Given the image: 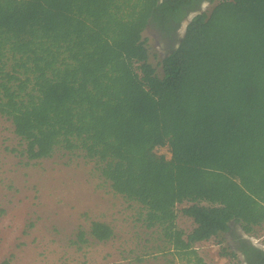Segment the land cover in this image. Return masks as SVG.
<instances>
[{
    "label": "trees",
    "instance_id": "16d2710c",
    "mask_svg": "<svg viewBox=\"0 0 264 264\" xmlns=\"http://www.w3.org/2000/svg\"><path fill=\"white\" fill-rule=\"evenodd\" d=\"M170 3L0 0V117L19 141L12 153L92 162L174 256L206 264L197 244L231 223L245 235L264 225V0H220L194 16L158 75L142 32L151 19L169 32L165 18L179 20L185 2ZM88 234L114 235L99 221ZM255 254L264 264V250L243 251L249 264Z\"/></svg>",
    "mask_w": 264,
    "mask_h": 264
},
{
    "label": "rangeland",
    "instance_id": "374dc122",
    "mask_svg": "<svg viewBox=\"0 0 264 264\" xmlns=\"http://www.w3.org/2000/svg\"><path fill=\"white\" fill-rule=\"evenodd\" d=\"M218 1L213 0L202 13ZM142 38L149 49V63L161 75L160 61L178 43L167 48L166 42L149 39L145 29ZM18 143L10 122L0 117V262L12 256L9 264H188L168 250L157 229L142 226L139 206L115 195L92 162L63 151L30 162L10 151L19 150ZM159 153H165L164 149ZM92 221L108 224L112 239L93 240L88 234ZM176 225L185 233L193 227L180 213ZM232 226L240 230L239 225ZM79 231L85 232L86 242H77ZM244 236L262 249L264 225ZM230 241L224 235L197 244L195 250L206 264H244L240 255L233 260L221 255V248L230 247Z\"/></svg>",
    "mask_w": 264,
    "mask_h": 264
},
{
    "label": "flooded vegetation",
    "instance_id": "af4514ba",
    "mask_svg": "<svg viewBox=\"0 0 264 264\" xmlns=\"http://www.w3.org/2000/svg\"><path fill=\"white\" fill-rule=\"evenodd\" d=\"M181 2H185L181 4L179 9V20L173 21L172 16L168 15L165 19L168 21L166 26L168 27V31H163L161 27L151 19L147 25L154 26V28H158L160 34L166 36L165 42L167 48H170L173 43H178L182 37H180L181 27L185 22H189L191 18L198 14H202L206 10L207 7L211 4L213 0H179ZM172 0H159L160 5H170ZM186 2H189V6H186ZM192 15V16H191ZM191 18L189 19V17ZM186 28V26H185ZM234 223L230 224L229 231L225 234L230 236V247L233 251H235L238 255H240L243 259L244 264H249L246 262V259L243 255V251L249 250L250 247H255L250 243L248 238H246L244 233L242 232L240 226L239 231H236L232 226ZM236 225V224H235ZM257 248V247H256ZM263 250V249H262ZM259 258L258 254L252 256L251 264H254L255 261ZM258 262V261H257Z\"/></svg>",
    "mask_w": 264,
    "mask_h": 264
},
{
    "label": "water",
    "instance_id": "95a60500",
    "mask_svg": "<svg viewBox=\"0 0 264 264\" xmlns=\"http://www.w3.org/2000/svg\"><path fill=\"white\" fill-rule=\"evenodd\" d=\"M145 32H146V35L149 37V39H151L152 41L158 42V43L165 42L166 36L163 35V34H160L158 28H154V26H148V27L145 28Z\"/></svg>",
    "mask_w": 264,
    "mask_h": 264
},
{
    "label": "built area",
    "instance_id": "2783aa9c",
    "mask_svg": "<svg viewBox=\"0 0 264 264\" xmlns=\"http://www.w3.org/2000/svg\"><path fill=\"white\" fill-rule=\"evenodd\" d=\"M262 247V249L264 250V246H261Z\"/></svg>",
    "mask_w": 264,
    "mask_h": 264
}]
</instances>
